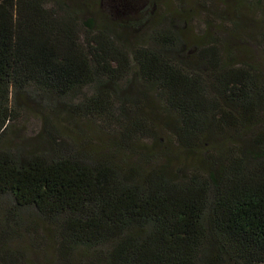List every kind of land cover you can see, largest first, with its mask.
I'll list each match as a JSON object with an SVG mask.
<instances>
[{"label":"trees","instance_id":"trees-1","mask_svg":"<svg viewBox=\"0 0 264 264\" xmlns=\"http://www.w3.org/2000/svg\"><path fill=\"white\" fill-rule=\"evenodd\" d=\"M94 3L0 0V264H264V69L182 10ZM25 110L40 141L5 144Z\"/></svg>","mask_w":264,"mask_h":264},{"label":"rangeland","instance_id":"rangeland-1","mask_svg":"<svg viewBox=\"0 0 264 264\" xmlns=\"http://www.w3.org/2000/svg\"><path fill=\"white\" fill-rule=\"evenodd\" d=\"M95 1L93 7H101L108 14L113 5L126 0ZM135 1L141 6L150 4V0ZM156 2L158 7L161 6V9L169 14H173L175 10H182L184 14L181 18L185 20L186 27L195 37L205 35L219 37L228 42L234 51L240 52L237 55L239 61L257 64L264 69V0H156ZM69 127L66 132L79 146L72 145L74 150L99 151L104 149L109 141L108 135L95 125L82 122ZM42 129V115L34 110H25L20 114V118L12 122L8 142L5 141V144H14L21 139L33 145L40 141ZM167 145L174 153H181L173 138L167 140ZM1 216L0 212V219Z\"/></svg>","mask_w":264,"mask_h":264}]
</instances>
